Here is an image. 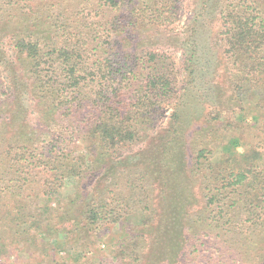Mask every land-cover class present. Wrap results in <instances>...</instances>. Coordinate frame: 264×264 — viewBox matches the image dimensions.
<instances>
[{
    "label": "trees",
    "instance_id": "trees-1",
    "mask_svg": "<svg viewBox=\"0 0 264 264\" xmlns=\"http://www.w3.org/2000/svg\"><path fill=\"white\" fill-rule=\"evenodd\" d=\"M182 1L0 0V259L10 231L33 220V185L45 204L67 178L83 181L101 163L107 169L105 156L146 135L159 102L173 91L175 65L143 44L151 37L135 36L173 22ZM207 20L215 53L210 119L242 115L246 89L258 94L256 119L263 118L264 0H222ZM191 56L183 63L189 82ZM26 94L37 111L34 122ZM258 123L264 132V120ZM239 142L228 141L230 158ZM87 154L103 158L89 162ZM208 154L201 147L190 162H175L159 201L157 159L102 172L80 222L122 229L99 264H264V165L231 170L220 186L203 185L213 173ZM195 187L205 205L191 212ZM138 211L140 224L132 217ZM87 237L80 235L79 245Z\"/></svg>",
    "mask_w": 264,
    "mask_h": 264
},
{
    "label": "rangeland",
    "instance_id": "rangeland-1",
    "mask_svg": "<svg viewBox=\"0 0 264 264\" xmlns=\"http://www.w3.org/2000/svg\"><path fill=\"white\" fill-rule=\"evenodd\" d=\"M221 2L208 0L202 5L200 0H183L173 22L135 36L141 42H148L146 38L151 37L152 42L143 44L169 56V65L170 56L173 58V77L169 74V78H173V91L159 102L153 125L139 142L119 148L112 158H104L108 168L114 164L135 165L141 161L155 162L157 159L155 174L159 180L162 179L155 184L157 201L162 199L160 184L170 180V169L176 166L174 163L178 160L190 162L193 151L198 148L211 149L207 160L212 165L213 173L211 179L205 180L203 185L207 182L209 185L220 186L223 183L221 177L226 182L231 170L247 167L255 169L258 165H264V132L258 123L264 117L256 119L260 112L256 105L258 94L250 89L241 93L239 101L243 106L242 115L227 112L219 114L214 120L210 119L209 111L216 107L211 84L215 53L210 47L207 19L219 9ZM214 25L211 26L214 28ZM2 42L3 48L7 50L5 42ZM189 55H192L195 69L191 82L188 81L187 72L183 71V63ZM24 102L29 111L28 118L34 122L37 111L27 94ZM234 137H238L240 142L235 147L236 153L231 155L233 159L228 155L227 146L228 141ZM78 143L84 146L82 141ZM75 150H81V147ZM85 157L89 162L94 160V163L103 158L96 159L88 154ZM104 166L105 163H101L95 170L89 171L83 181L67 178L59 193L45 204L43 197L36 193L37 187L33 185V195L29 199L33 220L23 219L20 227L10 231L8 249L0 259V264H99L108 254L110 243L117 239L122 227L119 224L101 229H94L91 225L83 226L80 212L91 196V184L108 169ZM180 179H183L182 174L175 180ZM194 190L198 202L190 206L191 212L205 205L201 187H195ZM69 202L74 204L70 206V212H66L65 205ZM132 217L135 223L140 224L143 214L138 211ZM82 234L88 236L83 246L79 245L82 243Z\"/></svg>",
    "mask_w": 264,
    "mask_h": 264
}]
</instances>
